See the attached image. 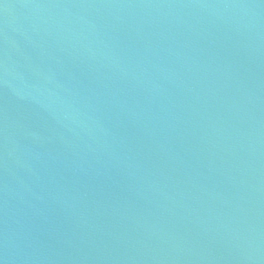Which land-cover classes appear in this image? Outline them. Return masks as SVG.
Instances as JSON below:
<instances>
[{"label": "water", "instance_id": "water-1", "mask_svg": "<svg viewBox=\"0 0 264 264\" xmlns=\"http://www.w3.org/2000/svg\"><path fill=\"white\" fill-rule=\"evenodd\" d=\"M0 264H264V0H0Z\"/></svg>", "mask_w": 264, "mask_h": 264}]
</instances>
